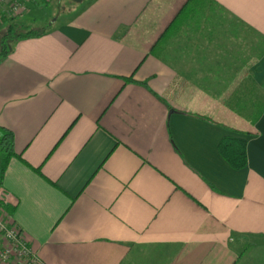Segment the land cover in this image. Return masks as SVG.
Segmentation results:
<instances>
[{"label":"crops","instance_id":"1","mask_svg":"<svg viewBox=\"0 0 264 264\" xmlns=\"http://www.w3.org/2000/svg\"><path fill=\"white\" fill-rule=\"evenodd\" d=\"M4 39L0 210L38 264H264V0H84Z\"/></svg>","mask_w":264,"mask_h":264},{"label":"built area","instance_id":"2","mask_svg":"<svg viewBox=\"0 0 264 264\" xmlns=\"http://www.w3.org/2000/svg\"><path fill=\"white\" fill-rule=\"evenodd\" d=\"M7 13L16 16L24 10L21 0H2ZM1 17V16H0ZM37 254L26 241L19 227L10 222L8 214L0 210V264H38Z\"/></svg>","mask_w":264,"mask_h":264},{"label":"trees","instance_id":"3","mask_svg":"<svg viewBox=\"0 0 264 264\" xmlns=\"http://www.w3.org/2000/svg\"><path fill=\"white\" fill-rule=\"evenodd\" d=\"M17 28H20L15 36L26 37L31 35H36L38 32L32 31L29 25L23 21H18L16 23L10 24L8 26V32L12 33ZM0 148L3 152V158L1 162L0 169V180L2 179L3 173L5 171L8 159L14 154L13 152V137L10 131H5L0 138ZM218 151L222 157L228 162V164L234 169H241L247 163V153H246V140L242 137L225 135L218 143ZM15 207L12 206L9 213L14 212Z\"/></svg>","mask_w":264,"mask_h":264},{"label":"rangeland","instance_id":"4","mask_svg":"<svg viewBox=\"0 0 264 264\" xmlns=\"http://www.w3.org/2000/svg\"><path fill=\"white\" fill-rule=\"evenodd\" d=\"M83 1L84 0H64L60 3L55 1L48 5H41L40 7L32 8L30 12L24 15V18L20 16L14 17L11 24L23 21L29 25L32 31L40 33L52 27V23H56L57 20L70 17V15L76 11L78 5ZM3 28H5V30L0 32V41H3L0 45V52L5 49L4 47L10 45V41L4 39L6 36H14L19 31L21 32L20 28H17L14 32L9 33L6 24L3 25Z\"/></svg>","mask_w":264,"mask_h":264}]
</instances>
